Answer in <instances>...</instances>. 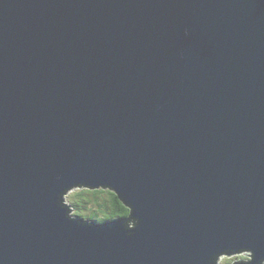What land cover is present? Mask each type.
I'll return each mask as SVG.
<instances>
[{
	"label": "water",
	"instance_id": "95a60500",
	"mask_svg": "<svg viewBox=\"0 0 264 264\" xmlns=\"http://www.w3.org/2000/svg\"><path fill=\"white\" fill-rule=\"evenodd\" d=\"M77 181L114 187L131 235L67 220ZM237 246L264 255V0H0V264Z\"/></svg>",
	"mask_w": 264,
	"mask_h": 264
},
{
	"label": "clouds",
	"instance_id": "9594fccd",
	"mask_svg": "<svg viewBox=\"0 0 264 264\" xmlns=\"http://www.w3.org/2000/svg\"><path fill=\"white\" fill-rule=\"evenodd\" d=\"M106 186L108 184L92 185L83 181L71 183L56 193V204L69 221L89 226L93 221L108 222L107 227L111 228V222L119 220L125 233L131 235V230L139 223L138 217L132 215L129 203H122L116 197L114 187ZM207 264H264V255L257 256L252 247L237 246L233 250L218 251L208 258Z\"/></svg>",
	"mask_w": 264,
	"mask_h": 264
},
{
	"label": "trees",
	"instance_id": "16d2710c",
	"mask_svg": "<svg viewBox=\"0 0 264 264\" xmlns=\"http://www.w3.org/2000/svg\"><path fill=\"white\" fill-rule=\"evenodd\" d=\"M116 197H117V195H116ZM118 198V197H117Z\"/></svg>",
	"mask_w": 264,
	"mask_h": 264
}]
</instances>
